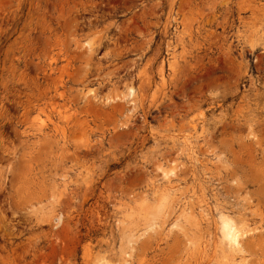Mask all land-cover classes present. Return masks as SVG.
Returning a JSON list of instances; mask_svg holds the SVG:
<instances>
[{"label":"rangeland","instance_id":"1","mask_svg":"<svg viewBox=\"0 0 264 264\" xmlns=\"http://www.w3.org/2000/svg\"><path fill=\"white\" fill-rule=\"evenodd\" d=\"M251 147L264 0H0V264H264Z\"/></svg>","mask_w":264,"mask_h":264},{"label":"bare ground","instance_id":"2","mask_svg":"<svg viewBox=\"0 0 264 264\" xmlns=\"http://www.w3.org/2000/svg\"><path fill=\"white\" fill-rule=\"evenodd\" d=\"M202 136H203V144L206 147H208V149H212V151L216 155L217 153H220L222 147L217 144L215 136H211L210 139V135L207 133L206 129L202 130ZM261 152L262 153H259L258 151H256L254 148L251 147L250 150L248 151L246 158L238 156L237 153H233V158H234L233 164L236 168L239 166L243 168L244 165L247 164L248 170L244 171L246 174V178L250 174L256 177L255 181L259 178L260 182L263 184L262 191H264V150H261ZM257 156H261L262 158L263 165L260 167L256 164ZM217 168H219V166ZM173 171L174 170H171V173H173ZM223 172L218 171L217 174L213 173L216 179L212 177L213 178L212 180H216V183H218L217 185H219V187L222 185L225 179L228 180L227 176L229 177L232 174V171L229 169H225ZM235 180H236V185H233L230 188L226 186L223 187V189L227 192L232 190L234 195H236L237 199L240 197V192L243 191L244 188L249 187L251 186V184L255 183L252 179L250 180L243 179L242 181L237 179ZM219 187L217 188L219 189ZM219 210H222L224 212L221 217V222L219 224L223 241L228 242L230 245H235V244L237 245L241 234L236 221L234 220L233 217H231L230 212H225L223 207Z\"/></svg>","mask_w":264,"mask_h":264}]
</instances>
